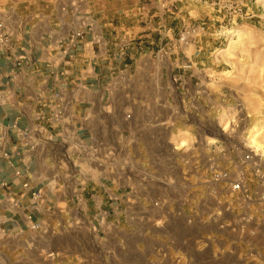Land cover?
I'll use <instances>...</instances> for the list:
<instances>
[{
    "label": "crops",
    "instance_id": "obj_1",
    "mask_svg": "<svg viewBox=\"0 0 264 264\" xmlns=\"http://www.w3.org/2000/svg\"><path fill=\"white\" fill-rule=\"evenodd\" d=\"M101 1L81 0L80 11L71 0H0L9 39L0 51V264H112L113 242L124 240L114 234L130 217L132 162L144 185L149 169L178 167L171 102L136 97L116 78L135 57L116 45V18L95 10ZM137 57L136 71L148 67L147 54Z\"/></svg>",
    "mask_w": 264,
    "mask_h": 264
},
{
    "label": "rangeland",
    "instance_id": "obj_2",
    "mask_svg": "<svg viewBox=\"0 0 264 264\" xmlns=\"http://www.w3.org/2000/svg\"><path fill=\"white\" fill-rule=\"evenodd\" d=\"M79 2L70 3L81 11ZM101 2L95 10L116 18V45L135 57L116 78L136 97L170 100L179 150L178 167L149 169L148 185L132 162L130 217L114 234L124 240L113 242L112 264H264V0ZM144 54L148 67L136 71ZM238 182L246 193L233 191Z\"/></svg>",
    "mask_w": 264,
    "mask_h": 264
},
{
    "label": "built area",
    "instance_id": "obj_3",
    "mask_svg": "<svg viewBox=\"0 0 264 264\" xmlns=\"http://www.w3.org/2000/svg\"><path fill=\"white\" fill-rule=\"evenodd\" d=\"M4 30H5V29H4L3 25H0V51H1L3 48H5V46H6L7 44H9L8 36L5 35ZM82 38H83L82 34H77V35L75 36V39H76V40H78V39L81 40ZM73 43H75V42H73ZM73 43H72V44H73ZM21 61H22V60H21ZM4 102H5V99L3 98L2 95H0V105H3ZM4 156H5V157H8L9 155H8V154H5ZM247 159L249 160L250 158L248 157ZM18 175H20V174H18ZM227 177H228L227 174H220V175L217 176V179H218V180H225V179H227ZM2 186H3L4 188H8V185H7V184H2ZM24 187L27 189V188L29 187V185H28V184H25ZM232 188H233V191H235V192H242V193H246V192H247V191L245 190V188L243 187V185H242L241 182L234 183V184L232 185ZM34 196H35V197H38L37 194H35ZM34 228H38V226H34Z\"/></svg>",
    "mask_w": 264,
    "mask_h": 264
},
{
    "label": "bare ground",
    "instance_id": "obj_4",
    "mask_svg": "<svg viewBox=\"0 0 264 264\" xmlns=\"http://www.w3.org/2000/svg\"><path fill=\"white\" fill-rule=\"evenodd\" d=\"M253 142H254V144H255L257 147H261V146L258 144L256 138H254Z\"/></svg>",
    "mask_w": 264,
    "mask_h": 264
}]
</instances>
